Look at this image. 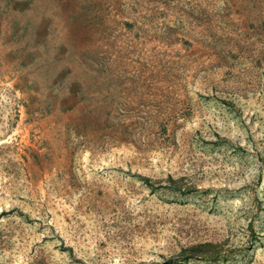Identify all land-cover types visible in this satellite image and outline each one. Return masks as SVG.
I'll return each instance as SVG.
<instances>
[{
    "label": "rangeland",
    "instance_id": "374dc122",
    "mask_svg": "<svg viewBox=\"0 0 264 264\" xmlns=\"http://www.w3.org/2000/svg\"><path fill=\"white\" fill-rule=\"evenodd\" d=\"M55 5L0 76V264H264V0Z\"/></svg>",
    "mask_w": 264,
    "mask_h": 264
},
{
    "label": "crops",
    "instance_id": "0c3cea01",
    "mask_svg": "<svg viewBox=\"0 0 264 264\" xmlns=\"http://www.w3.org/2000/svg\"><path fill=\"white\" fill-rule=\"evenodd\" d=\"M55 6V0H0V76L23 74L22 85H30L27 74L55 58L49 53L57 26L56 13L49 11ZM19 75L11 77L13 83H19Z\"/></svg>",
    "mask_w": 264,
    "mask_h": 264
}]
</instances>
